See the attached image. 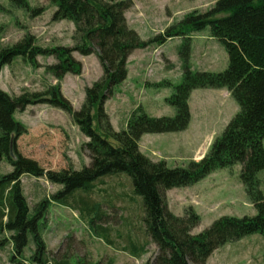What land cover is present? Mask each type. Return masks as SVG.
Here are the masks:
<instances>
[{"label":"trees","instance_id":"obj_1","mask_svg":"<svg viewBox=\"0 0 264 264\" xmlns=\"http://www.w3.org/2000/svg\"><path fill=\"white\" fill-rule=\"evenodd\" d=\"M51 1L57 7L54 20L75 24V45L45 48L36 45L32 35H27L0 50V72L17 56L35 65L38 55H53L58 62L48 65L47 70L62 79L69 72L80 71L81 64L72 56L78 51L83 55L95 52L103 75L86 88V99L79 110L74 109L59 85L19 96L0 88V160L5 158L12 166L11 172L0 175V246L10 243L15 255L25 258L32 237L35 247L28 257L30 264H68L50 258L41 232L50 202L77 210L87 219L90 229L111 244L109 229L102 225L108 213L94 193L102 178L124 177L122 174L130 178L133 195L142 198L144 232L159 250L151 264H206L212 253L225 244L254 233L264 235V193L258 175L264 170V0H217L208 11L191 12L148 41L128 24L125 15L131 6L128 0ZM207 26L229 55L228 67L222 72L192 71L188 64L189 33ZM178 36L185 37L181 51L185 66L183 81L167 98L176 108L175 116L134 113L126 128L114 130L104 104L112 87L126 79L131 53ZM197 88H227L238 102L239 111L202 159L173 168L164 160H151L139 150L141 137L147 133L185 130L191 120L189 99ZM37 103L51 104L72 115L89 138L85 143L91 155L89 165L81 169H46L18 150L17 140L26 128L15 118V113ZM235 164L242 165L241 179L257 214L241 218L225 215L201 233L192 234L201 221L200 216L191 208L184 217L172 213L163 191L195 184L214 170ZM24 175L45 178L61 188L50 199L31 207L23 191ZM147 245L131 237L123 249L139 258Z\"/></svg>","mask_w":264,"mask_h":264},{"label":"rangeland","instance_id":"obj_2","mask_svg":"<svg viewBox=\"0 0 264 264\" xmlns=\"http://www.w3.org/2000/svg\"><path fill=\"white\" fill-rule=\"evenodd\" d=\"M128 1L131 3L125 13L128 24L148 41L183 20L187 14L208 11L217 0ZM56 9L51 0H0V50L27 35H32L35 44L41 47H73L75 24L69 20H54ZM189 36L188 64L192 71L222 72L227 69L228 52L225 45L212 36L210 26L192 31ZM184 38L174 37L164 44H153L131 53L126 79L112 87L104 104L114 130L126 128L134 113L145 112L152 117L175 116L176 108L167 102V98L183 81L185 66L181 51ZM72 56L81 64L80 71L69 72L62 79L47 70L48 65L58 62L55 56L38 55L35 65L17 56L3 66L0 88L12 96H19L26 92H44L59 85L62 94L74 109L79 110L86 99V88L102 78L103 69L95 52L83 55L74 51ZM221 89L227 88L195 89L193 120L189 128L178 132L147 133L139 141V150L153 161L164 160L172 168L186 167L190 160L197 159L202 152L207 153L240 109L231 94L229 99L217 95L208 107H202L203 91ZM199 116L206 119L199 122ZM15 118L26 128L17 140L18 150L23 155L53 170L81 169L90 164L91 155L85 147L89 138L65 110L48 103H37L16 111ZM96 128L100 130V127ZM11 171L12 166L5 158L1 159L0 175ZM241 171L242 165L235 164L216 169L195 184L165 189L167 208L180 217H184L190 208L200 216L201 221L192 229V234L201 233L225 215L255 216L257 210L247 195ZM122 175L124 177L102 178L94 193L108 213L102 225L109 229L111 244L97 236L77 210L50 202L41 232L52 260L68 264H151L154 261L159 250L144 232L142 198L133 195L130 178ZM258 175L264 193V170ZM21 180L31 207L43 199H50L61 188L45 178L24 175ZM131 237L148 243L146 252L139 258L123 249ZM34 247L30 237L25 258H22L15 255L10 243L0 246V264H30L28 257ZM206 264H264V235L254 233L229 242L215 250Z\"/></svg>","mask_w":264,"mask_h":264},{"label":"crops","instance_id":"obj_3","mask_svg":"<svg viewBox=\"0 0 264 264\" xmlns=\"http://www.w3.org/2000/svg\"><path fill=\"white\" fill-rule=\"evenodd\" d=\"M194 92H196V90H194L193 92H192V94H191V98H190V100H189V105H190V111H191V120H190V123H189V126H190V124L192 123V120H193V107H192V105H193V103H192V97H193V95H194ZM203 92H205V94H208V97L206 98L205 97V94L203 93V97H202V100H203V102H202V107L203 108H206V107H208L209 105H210V102H212L213 101V99H214V97L215 98H217V95H219V96H221L222 98H224V99H227L228 98V96H230V91L229 90H227V89H221V90H205V91H203ZM229 99V98H228ZM201 119H206L205 117H198V121L200 122L201 121ZM189 128V127H188ZM216 139V138H215ZM205 152H202L201 154H199V156L197 157V159H192V160H200V159H202L204 156H205ZM191 161V160H190Z\"/></svg>","mask_w":264,"mask_h":264},{"label":"water","instance_id":"obj_4","mask_svg":"<svg viewBox=\"0 0 264 264\" xmlns=\"http://www.w3.org/2000/svg\"><path fill=\"white\" fill-rule=\"evenodd\" d=\"M11 155L14 156V151H13V149L11 150Z\"/></svg>","mask_w":264,"mask_h":264}]
</instances>
